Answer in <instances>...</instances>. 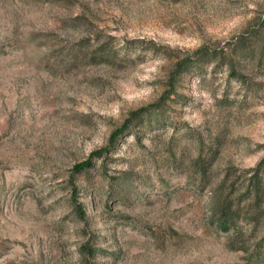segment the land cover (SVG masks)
Here are the masks:
<instances>
[{"label": "rangeland", "instance_id": "374dc122", "mask_svg": "<svg viewBox=\"0 0 264 264\" xmlns=\"http://www.w3.org/2000/svg\"><path fill=\"white\" fill-rule=\"evenodd\" d=\"M263 159L264 0H0V264H264Z\"/></svg>", "mask_w": 264, "mask_h": 264}, {"label": "trees", "instance_id": "16d2710c", "mask_svg": "<svg viewBox=\"0 0 264 264\" xmlns=\"http://www.w3.org/2000/svg\"><path fill=\"white\" fill-rule=\"evenodd\" d=\"M244 37H246V36H244ZM196 55L197 56L202 55L201 50L197 51ZM190 64H191L190 60L188 59V60L181 61L175 65V72L172 74L171 78L169 79L170 80L169 86L171 87V89L173 88L176 76H178L179 74L189 70ZM227 64H228L229 69L231 70V73L233 75L235 72L234 63L232 61H230ZM166 98H170V96L163 97L162 100H160V102L163 103V100ZM160 109H161V106L158 103V104L154 105L153 107L141 109V110L137 111L136 113H133L131 115V117L126 121V123L123 125V127L118 132L114 133V135L111 138V142H115L116 138L118 137L119 134H122L124 132H126V133L129 132L132 125L135 122L142 124L143 121L146 119L147 123H150V121H151L150 118L152 116L156 118L155 121L157 122L158 121L157 118L159 117L158 112H160ZM89 165L90 164H88L87 162H84V163L77 165L75 167V173L86 169V167H88ZM263 165H264V159H263L261 166H263ZM260 170H261V167H258L254 171V174L250 178L249 186L247 187V193L249 195H252L253 199H255V200H259V198L262 196V194L264 192L262 189L261 180L259 179ZM74 190H76V189L74 188ZM221 207H223V206L218 205L217 208H219L221 210ZM75 210H76L77 214H79L82 218L85 216V211H83L81 206L76 207ZM223 211L225 212V214H223L224 216H223L222 221L219 222V226L222 229H224V231H228L230 228L234 227L235 220H236L235 218L237 216V213L232 212L230 207H225V210H223ZM80 254H81L82 258L85 260V264H86L94 256V250L92 248H90L88 245L87 246L85 245L80 250Z\"/></svg>", "mask_w": 264, "mask_h": 264}]
</instances>
